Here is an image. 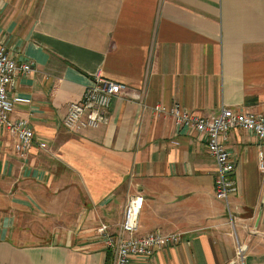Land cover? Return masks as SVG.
I'll use <instances>...</instances> for the list:
<instances>
[{
    "label": "crops",
    "instance_id": "1",
    "mask_svg": "<svg viewBox=\"0 0 264 264\" xmlns=\"http://www.w3.org/2000/svg\"><path fill=\"white\" fill-rule=\"evenodd\" d=\"M1 45L36 71L11 88L32 146L17 153L0 127V264H111L97 230L116 233L132 195L144 198L139 234L184 236L150 264H264L257 138L228 135L227 204L207 135L155 110L264 115V0H0ZM97 74L138 98H113L107 125L67 130Z\"/></svg>",
    "mask_w": 264,
    "mask_h": 264
},
{
    "label": "built area",
    "instance_id": "2",
    "mask_svg": "<svg viewBox=\"0 0 264 264\" xmlns=\"http://www.w3.org/2000/svg\"><path fill=\"white\" fill-rule=\"evenodd\" d=\"M35 71L34 63L24 61L18 64L9 55L7 48L0 46V127L16 139L17 153H23L32 146L34 131L28 122L11 118L17 103V99L11 94V88L19 74L28 75ZM129 94L138 98V94L131 92L127 85L97 74L82 99L69 103L63 125L72 132L88 128L97 129L107 125L108 108L112 99ZM155 110L157 113L169 114L178 129L183 128L207 135L208 151L217 163L215 195L218 199L228 204L229 197L236 192V183L233 179L235 167L226 147L231 131L244 130L257 138L259 169L264 174V115L223 108L217 118L206 119L190 113L180 104H176L169 111L159 107ZM41 146L45 147L44 144ZM143 207V196L132 195L127 199L123 218L116 233H111L107 225L98 228L99 237L104 242L107 254H111V264H150L159 251L177 247L183 242L184 236L180 232L155 231L145 235L139 234L140 214ZM238 247V255L243 257L247 247L243 244H239Z\"/></svg>",
    "mask_w": 264,
    "mask_h": 264
},
{
    "label": "trees",
    "instance_id": "3",
    "mask_svg": "<svg viewBox=\"0 0 264 264\" xmlns=\"http://www.w3.org/2000/svg\"><path fill=\"white\" fill-rule=\"evenodd\" d=\"M110 260H111V254L108 253L107 258H106V263L109 262Z\"/></svg>",
    "mask_w": 264,
    "mask_h": 264
},
{
    "label": "rangeland",
    "instance_id": "4",
    "mask_svg": "<svg viewBox=\"0 0 264 264\" xmlns=\"http://www.w3.org/2000/svg\"><path fill=\"white\" fill-rule=\"evenodd\" d=\"M4 46V45H3ZM231 197V196H230ZM230 197H229V199H230ZM21 214H24V213H21ZM37 218V217H36ZM38 219V218H37ZM36 221V223H40V220H35Z\"/></svg>",
    "mask_w": 264,
    "mask_h": 264
}]
</instances>
